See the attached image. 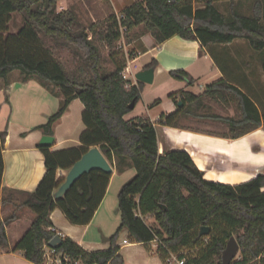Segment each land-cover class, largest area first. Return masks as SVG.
<instances>
[{
  "label": "trees",
  "instance_id": "obj_1",
  "mask_svg": "<svg viewBox=\"0 0 264 264\" xmlns=\"http://www.w3.org/2000/svg\"><path fill=\"white\" fill-rule=\"evenodd\" d=\"M59 1L0 0V81L9 84L10 75L19 71L22 82L35 78L63 97L60 108L35 129L52 135L74 99L85 106L82 120L86 128L80 145L56 151L41 146L46 171L34 191L9 189L2 194L8 130L0 131V208L13 203L15 208L28 207L35 214L14 249L23 250L34 264H42L45 248L55 236L50 227L51 214L57 208L74 225L85 226L92 221L113 173L92 170L63 196L56 198L54 194L65 180L58 171L69 170L97 146L118 173L131 167L136 170L118 193L121 223L107 250L87 251L65 237L56 251L81 260L80 264H124L117 242L127 229L132 241L150 243L160 238L159 250L165 259L174 252L185 257L186 264H224L223 252L235 237L240 254L230 264H264V174L237 185L212 181L205 178L188 151L165 143L161 153L156 122L125 118L132 110V101L136 106L141 99L144 83L125 80L121 75L126 57L118 48L121 31L116 13L86 25L75 10L59 9ZM218 1L222 0L136 1L122 9L127 43L150 32L155 46L178 35L197 40L204 48L245 39L255 51H264V0H252L249 15L239 9L242 0H226L228 13L217 7ZM14 13L21 15L23 24L12 33L9 24ZM58 48L72 52L73 68L67 69L55 54ZM129 54L134 58L132 49ZM150 67L156 68L157 60L144 66ZM170 75L188 86L195 83L183 69L171 70ZM168 97L177 104V110L161 114L157 123L178 126L182 117L219 121L227 127L224 135L231 138L264 129V113L257 104L225 79L207 84L199 94L185 88ZM212 101L233 103L236 114L214 112ZM18 193L20 201L15 197ZM149 217L155 219L156 226ZM15 218L14 213L9 214L0 224V248L8 245L7 225ZM202 227H209L210 232L201 234ZM187 251L196 253L190 256Z\"/></svg>",
  "mask_w": 264,
  "mask_h": 264
},
{
  "label": "crops",
  "instance_id": "obj_2",
  "mask_svg": "<svg viewBox=\"0 0 264 264\" xmlns=\"http://www.w3.org/2000/svg\"><path fill=\"white\" fill-rule=\"evenodd\" d=\"M136 1L139 0L132 3ZM223 2L227 1L216 2L217 7L219 8V3ZM134 33L136 31L132 32ZM132 39L133 43L139 44V47L135 45V50H133L134 46L129 44L136 61L142 60L138 69H146L145 65L154 59L157 60L154 81L156 76L160 77L162 83L170 85L169 90H173L171 92L185 88L193 91L194 86L201 87L203 92L207 84L225 79L244 91L257 104L261 113H264V51H255L247 40L237 39L229 44L204 48L199 41L185 39L178 35L156 46L150 32L134 36ZM175 69L188 71L195 80L194 85L188 86L186 81L173 78L170 71ZM146 84L148 83H144L140 100H144L147 106L158 104L157 106L160 105L163 109V112H159L156 117L149 116V119L156 122L161 153L165 143L171 148L188 151L198 167L204 171L205 178L212 181L237 185L259 174H264V129L262 127L241 137L231 138L224 135L227 129L215 132L185 124L183 119L189 117L179 119L178 126L157 123L161 114L175 112L177 104L168 97L171 92L163 98L149 93L151 97L145 99ZM33 96H40L46 104L49 103L48 109L42 112L44 119L38 124L30 121L36 114V106L30 105ZM157 100L160 102L155 103ZM62 101V96L54 94L35 78L22 82L20 73L16 78L11 80L9 78V84H6L4 80L0 81V131L8 130V140L3 151L5 168L2 194L9 189L34 191L37 188L46 171L44 154L39 145L42 136L46 133L36 130L35 127L46 123L48 118L60 108ZM137 105L125 115L126 119L139 117L134 115ZM84 108L80 99L72 101L68 111L55 125L54 134H52L55 140L50 146L51 150L80 145L81 133L86 128L82 120ZM193 118L196 119V117ZM66 172L67 170H59L58 175L65 176ZM117 174L119 173L113 165V175L106 195L88 225H74L62 209H55L51 214L52 226L50 227L55 235L60 234L62 238L70 237L87 251L109 249L110 237L119 226L114 227V221L108 223L103 209L112 180ZM15 197L19 201L22 199L20 193ZM10 204L13 205V203ZM10 204L2 205L0 208V224L9 214L16 215V218L7 225L9 243L6 247L0 248V264H34L27 259L23 250H16L14 247L30 227L35 214L28 207L20 206L16 209L10 206L11 208H8L10 213L5 216L3 208ZM125 230L128 236L120 235L117 242L120 246V254L125 260L124 264H166L160 261L159 257L164 256L154 242L132 241L128 230ZM12 234L14 237H11ZM123 240L128 242L124 243ZM144 247L149 250L154 248L156 256L149 257ZM134 257L136 259L132 261ZM130 258H132L131 261Z\"/></svg>",
  "mask_w": 264,
  "mask_h": 264
},
{
  "label": "rangeland",
  "instance_id": "obj_3",
  "mask_svg": "<svg viewBox=\"0 0 264 264\" xmlns=\"http://www.w3.org/2000/svg\"><path fill=\"white\" fill-rule=\"evenodd\" d=\"M135 0H60L59 1V9L63 8H71L76 11L79 18L86 24L89 25L91 22H95L99 19H103L107 17L109 14H111L113 11H120L122 8L127 7L130 3H132ZM219 9L221 11H224L225 13H228V5L227 2L219 3ZM240 11L244 14H251L252 12V0H242V5L240 6ZM23 24V19L20 14L14 13L13 19L9 24L10 32L15 33ZM133 32V31H132ZM131 32V34H132ZM149 33V32H147ZM127 40V37H126ZM131 46H134L133 50H135V45L139 44L133 43L131 40ZM130 45H128L129 47ZM107 49L104 50V54L107 55ZM55 54L63 61L64 65L67 67V69H71L74 67V57L72 52L69 49L61 48L56 49ZM142 63V60L138 61L136 64L140 66ZM19 74V71H14L10 75V80L12 78H16ZM157 78L155 81L151 84H146V90H145V99L151 97L149 93H152V95H155L156 97H166V94L170 93L173 90L170 89V85L164 84L161 82L160 77L156 76ZM205 85V83H204ZM193 89L196 93H200L202 88L196 87ZM44 90V89H43ZM46 92V91H44ZM210 108L212 110H215L214 112L221 113L223 115H235V105L233 103H225L220 104L215 101L209 102ZM30 105L36 106V114L33 116L32 120H30L33 124L41 123L40 121L44 119V116L42 112H44L46 109H48L47 106H49V103L46 104L44 99L40 96H33V98L30 100ZM158 104H155L154 106H147L145 104L144 100H140L138 102L137 108L135 109L134 115H137L141 118H149L156 117L159 112H163L162 107ZM198 112H203L202 110ZM184 123L187 125H191L192 127L200 128L203 130H214L215 132L224 131L226 130V125L219 121H212L209 119H200V118H185L183 119ZM214 122V123H212ZM136 173V170L134 167L128 168L122 173H119L115 175V177L112 180L111 186L108 191L107 200L104 205V212H106V220L108 223L111 221H114V227L117 225V227L120 225V212L118 209V193L122 185L130 180ZM10 204V203H9ZM15 208L16 205H7L3 208V212L5 216L10 213L8 208L10 209ZM149 222L152 223L153 226H156L155 219L153 217H149ZM17 229V228H15ZM111 231V230H110ZM122 237H127V231L124 229L121 234ZM11 237H14L12 234ZM145 251L147 252V255L149 257L156 256V253L154 252V248L151 250L144 247ZM189 252V253H188ZM188 254L194 255L196 252L187 251ZM240 254V252H239ZM238 254V255H239ZM160 256V255H159ZM136 257V256H135ZM130 258V261H134L136 258ZM160 261L163 263H166V259L162 256L159 257Z\"/></svg>",
  "mask_w": 264,
  "mask_h": 264
},
{
  "label": "water",
  "instance_id": "obj_4",
  "mask_svg": "<svg viewBox=\"0 0 264 264\" xmlns=\"http://www.w3.org/2000/svg\"><path fill=\"white\" fill-rule=\"evenodd\" d=\"M155 68L150 67L139 70L136 74L137 81L143 83H152L154 81ZM183 103L179 101V106ZM130 108H135V100L130 104ZM55 138L53 135L44 134L39 142L40 146H51ZM103 170L107 173H113V165L108 161L105 155L101 152L100 148L94 146L90 148L75 164L67 170L65 174L64 182L55 191V197L59 198L65 194V192L74 185V183L85 173L91 172L92 170ZM210 232L209 227H202L201 234L206 235ZM62 236L56 234L49 242V246L52 248H58L62 244ZM240 246L235 237H232L226 249L223 252L224 264H230L231 261L239 254Z\"/></svg>",
  "mask_w": 264,
  "mask_h": 264
},
{
  "label": "built area",
  "instance_id": "obj_5",
  "mask_svg": "<svg viewBox=\"0 0 264 264\" xmlns=\"http://www.w3.org/2000/svg\"><path fill=\"white\" fill-rule=\"evenodd\" d=\"M116 13L117 19L120 25L121 38L118 42V48L124 53L126 57V64L121 72L122 77L125 80H130L134 83H137L136 74L139 71L138 65L136 64V58L130 57V46L126 40V27L122 24V19L125 17L120 11H114ZM160 118V116H159ZM158 118V119H159ZM155 122V121H154ZM124 243H127L128 240H123ZM153 242L156 246L162 243L161 239L156 237ZM186 258L179 256L177 253L170 252L169 256L166 258V264H186ZM81 260L76 259L72 260L68 255L56 251V248H52L49 245L45 248L44 262L42 264H80Z\"/></svg>",
  "mask_w": 264,
  "mask_h": 264
}]
</instances>
